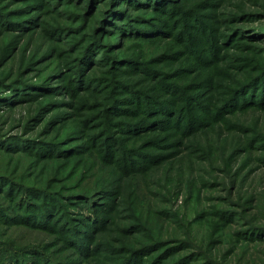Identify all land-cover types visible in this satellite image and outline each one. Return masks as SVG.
<instances>
[{
    "label": "rangeland",
    "instance_id": "rangeland-1",
    "mask_svg": "<svg viewBox=\"0 0 264 264\" xmlns=\"http://www.w3.org/2000/svg\"><path fill=\"white\" fill-rule=\"evenodd\" d=\"M32 1L0 0L4 145L34 148L32 115L50 95L26 94L75 54L49 23L99 42L78 108L64 92L46 112L63 116L58 155L39 167L33 153L0 151L1 176L51 187L64 210L50 230L0 218V264L6 242L29 252L24 264L37 244L49 264H119L133 249L138 264H264V0H94L84 19L83 0H47L33 19ZM75 216L88 224L70 236Z\"/></svg>",
    "mask_w": 264,
    "mask_h": 264
},
{
    "label": "trees",
    "instance_id": "trees-1",
    "mask_svg": "<svg viewBox=\"0 0 264 264\" xmlns=\"http://www.w3.org/2000/svg\"><path fill=\"white\" fill-rule=\"evenodd\" d=\"M59 2H62L63 0H57ZM85 2L83 9L85 10L84 16H81L80 18L84 19L87 18L92 14V3L95 4H100L99 1H94V0H83ZM103 3H107V0H103ZM49 4L47 0H33L29 6H36L32 10L31 18L35 17L38 13V8H41L42 6H45ZM50 9L57 10L55 7L52 5H49ZM62 11V10H61ZM69 15V20H74L76 17L74 14H70L71 12L69 10L65 11ZM62 13H64L62 11ZM66 15V14H65ZM30 16V15H29ZM120 20H123L125 18V15H121ZM76 23H72V25L68 23H62V24H51L49 23L48 27L45 29L48 37L50 39L57 40L60 38L61 35L63 34H70L68 38H70L72 41L71 43H68L67 45L74 50L75 54H72L71 57L72 59H68V70L67 71H62V68H57L53 69V71H50L47 73V75L41 79L40 81H34L32 85H43V89H33V90H38L37 93L35 94H26L28 95V99H32L38 96H46L47 94L50 95V98L47 99V103L45 105H40L37 111L32 115V118L35 119L34 122H38L37 126H39V130L36 131L37 135L33 136V140L35 141V145L32 146L34 148H18V147H8L4 145V140H7V136L1 137L0 135V151L6 152V153H12V155H18L20 153H33V155L36 156V159H34L32 162L35 164V162H38L36 166L40 167V160L45 161L48 159L54 158V156L58 155L56 153V147L58 146L57 144H60L61 140H56L55 136L58 134V129L60 126L62 127V114H56L53 115V117H50L47 119V121H44L46 118V112L52 111L54 108V104H56L55 98L57 95L63 94L64 92L70 93L71 95L74 96V106L75 108H78V99L76 97V94L80 89H82V74L84 73L83 68H84V62L85 60H93L92 57H90V53L92 48L97 46V43L99 42L98 39L92 37L93 35H90L92 38L88 39V31L87 32H79L78 26H76ZM79 32V35H73L71 33ZM66 45V41H62L61 45ZM74 59H76L74 63ZM89 63V62H88ZM86 63V68L94 65L96 62H91L90 65H87ZM47 64V63H46ZM44 66V65H43ZM46 66V65H45ZM67 67V66H65ZM91 68V67H90ZM83 71V72H82ZM136 71V69L134 70ZM88 72V71H86ZM68 76V84H66L63 81H59V83L52 84L50 81L54 79L63 80L65 78L64 76ZM31 80V79H29ZM84 80H87V77L84 76ZM40 82V83H37ZM42 82V83H41ZM30 83H25L23 85H29ZM51 84V85H50ZM50 85V86H49ZM10 89H12L14 86L11 85L10 83ZM87 90V88H83ZM89 89V87H88ZM69 94V95H70ZM10 97V94H9ZM18 101V95L14 96L12 100ZM155 99V98H154ZM156 101H160V99H155ZM7 105H10V101L6 103ZM44 110V112L42 111ZM155 110H160V106L154 107L152 112H155ZM73 112V111H72ZM39 120V121H38ZM25 128L26 130L29 129L28 123L25 122ZM56 128L57 131H54L52 133V136L49 137L47 130H49V133L52 132ZM65 129V128H63ZM26 133V132H25ZM5 134V132H4ZM18 136V135H17ZM13 142H16V139L18 137L13 136ZM57 145V146H56ZM31 147V146H30ZM58 148V147H57ZM60 156V155H59ZM18 159V158H16ZM35 161V162H34ZM21 161H19L20 163ZM42 165H44L42 163ZM35 171V173L40 172ZM1 176V175H0ZM13 176H10L8 174H4L0 177V193L2 197L5 199L4 202L9 201L10 204L8 209L11 210L9 211L10 214L4 213V216L0 217L3 218V220H8L11 221L10 218H13V221L22 224V225H27L31 226V228H36V229H47L50 230V226H52V223H54V220L58 218H62L61 220L63 221L64 219V210L61 207L60 202L58 201L55 197V193L51 192L52 189L51 187H47L46 185L44 187H40L36 185L34 182L31 181H26V180H19L20 182L16 181V179L13 180L11 178ZM5 206V205H4ZM69 211H67L68 213ZM66 213V212H65ZM62 217H61V216ZM69 218H75V219H68L74 221L73 224L76 226H73V229L70 230V233L68 232L67 234H76L77 229L81 231L79 228L82 229V224H88L84 223L83 220L79 219V216L75 217H69ZM98 221V219H97ZM12 223V222H11ZM58 224V223H56ZM68 224V223H67ZM57 226V225H56ZM95 225L90 224L87 225V228H91L92 231L95 230L94 227ZM60 230H63V227L59 228ZM84 231H82L83 233ZM94 232V231H93ZM83 240L86 241L89 245L90 248L93 247V236L94 233L90 234H84ZM86 238V240H85ZM36 245V244H35ZM33 247V250H31V255H30V261L32 264H42L45 262V264H49L51 258L47 261V259L44 260L45 253L47 251L46 245H31ZM142 248V247H141ZM19 251L22 248H17ZM34 250L36 251L34 254ZM138 250V249H136ZM29 252H25L27 254ZM91 254V251L88 252ZM1 254V253H0ZM23 253L18 252L16 250V247H11L7 245V242L4 245V259H10L11 262L9 264H24V261L26 262L27 258L26 255ZM132 254V255H131ZM134 249L129 251V254L127 257H124V259L119 263V264H138L137 263V257L134 256ZM131 255V256H130ZM130 256V257H129Z\"/></svg>",
    "mask_w": 264,
    "mask_h": 264
}]
</instances>
